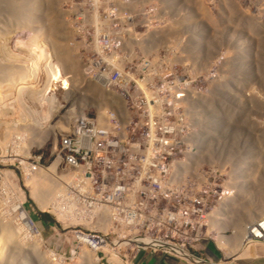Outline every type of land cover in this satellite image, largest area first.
<instances>
[{
	"label": "built area",
	"instance_id": "built-area-1",
	"mask_svg": "<svg viewBox=\"0 0 264 264\" xmlns=\"http://www.w3.org/2000/svg\"><path fill=\"white\" fill-rule=\"evenodd\" d=\"M148 1L154 10L142 21L157 24L137 36L115 33L109 49L86 50L92 56L84 64L87 81L91 88L101 84L103 90L81 87L87 96L82 100L70 80L55 91L53 113L57 122L65 121V129L56 127L52 135L53 162L58 161L57 175L67 179L48 208L41 210L53 213L72 231L77 249H92L98 264H134L141 251L187 264L264 261V210L247 224L244 246L243 240L236 249L217 243L229 236L231 228L223 226V215L231 212L232 201L255 188L256 166L262 167L258 178L264 187V97L255 92L259 57L254 35L249 32L247 40L232 46L236 41L227 26L219 34L206 28L208 22L264 21V16L239 12L227 5L228 0H202L201 6L200 0ZM224 35L228 46L221 52L216 47ZM39 48H23L29 57L16 64L24 71L15 82L44 83V61L35 72H27L30 55ZM42 49H48V55L56 52L48 46ZM220 57L227 67L221 80L219 64L209 68L211 60L219 63ZM207 71L214 72L216 86H206ZM244 86L245 99L235 93ZM95 92L99 98L92 102ZM5 95L0 93V100L30 99L26 94L21 100ZM213 97L217 103L212 105ZM83 101L84 107L79 105ZM164 102L185 103L188 113H161ZM43 107L25 104L20 113L39 110L34 112L39 115ZM212 109L214 113H206ZM43 118L44 114L38 116L32 132L47 125ZM23 124L20 129L4 115L0 118V221L27 238L28 220L33 229L36 226L24 178L42 164L41 156L31 160ZM207 242L215 243L216 256L207 250ZM252 245L255 256L248 249ZM52 256L63 259L58 253Z\"/></svg>",
	"mask_w": 264,
	"mask_h": 264
},
{
	"label": "rangeland",
	"instance_id": "rangeland-1",
	"mask_svg": "<svg viewBox=\"0 0 264 264\" xmlns=\"http://www.w3.org/2000/svg\"><path fill=\"white\" fill-rule=\"evenodd\" d=\"M23 1L26 7L23 5ZM34 1L35 0H17V4L15 3V12H13L12 15L10 11L2 10L0 12V30L3 31H0L2 34H0V60L12 63L11 67H14L17 70L14 71L13 74H4L1 73L2 70L0 71V79H3L0 80V93L2 96L6 94L5 96L9 98L20 97V100L23 98V94L30 95L28 103L20 101L13 102V100L8 99L0 100V118H3L4 115L8 120L13 121V125H17V128L20 129H22L21 123H25L23 125H27L26 129L29 133V150L31 160L41 156V159L39 160L40 163L42 166H44V168H48L49 165L56 159V154L54 153L55 140L52 135L55 134V131L57 132L55 127L58 123L55 122H57L59 119L57 113H53L54 109L56 108L53 107V101L56 100L57 96L55 95V98H52L53 103L51 104L50 94H48L51 92V87L48 85L49 81H46L49 80L51 76L53 77V71L51 69L49 70L51 62L57 65V70L60 67L59 71H57V76L60 75L59 77L62 78L60 83L63 86H67L68 81L70 82L71 80L73 83H75V87L78 86V93H81L82 89L85 91L86 89L81 87H86V85H88L87 88L89 90H94V87L91 88V85L87 82L86 74L84 72V64L87 62V60L92 58V56H90L86 50L103 47L109 49L108 47L110 46V43L116 40L117 36H115V33L120 35L125 33L132 36H137L147 28L152 27L157 23H145L142 21L143 19H148L154 10L153 5L150 4L148 0H144V4L142 5H137L134 0H37L36 4ZM20 2L22 4L19 5L18 3ZM225 3L227 4L226 0ZM202 4L203 1L200 0V6ZM32 5H34V9L31 8ZM227 5L235 10H239V12H249L253 14V16H264V0H228ZM20 6L24 7L17 9L20 8ZM27 8L29 10H27ZM18 12L20 14H17ZM15 14H17L18 17ZM25 18L27 19L23 21ZM52 19L57 20L53 21ZM18 21L21 24L18 23ZM29 21H33L31 22L33 24L29 23ZM226 26L228 27V30H230L229 35L235 37L234 40L236 43L232 46H239L241 41L247 40L246 38L249 32L253 33L256 45V55H259V58H257L258 62L256 63L255 92L258 93L261 98L264 97V21L256 20L250 22L244 18L221 23L215 21L208 22L206 28L212 33L219 34L222 29L227 28ZM226 35L220 36L222 41H220L218 47H216L220 49L222 48L221 52H224L225 47L228 46L227 43L224 42V39H227V37H225ZM216 36L213 37L214 40H216ZM60 42L62 46L59 44ZM41 45H44L45 47L48 46L50 50L56 49L54 46L56 45L57 49H60V51L56 49V52L54 51V53L51 55H48V52L30 55V64L32 67L27 70L28 74H31V71L35 72L40 67V65L42 66L43 61L44 63L46 62L44 64L45 70L47 69L45 71L46 80L44 78V83L46 85L44 83L40 85L39 83H27V81L22 83L13 81V79H17L19 73L21 75V73L24 71L23 68H19L16 64L25 61V59L29 57V53H25L23 48L27 47L29 50H31L35 49V47H40ZM65 48L71 50V53L69 52V55L71 56L70 58H72L73 61L76 60L79 65V73L77 75H80L78 76V79L76 78V81L74 80V76L76 77L77 75H73L70 71L68 65L69 63L65 64L66 62L63 61L62 56H64L65 59V56L68 55H65V53L62 51ZM220 56L224 57V59L226 58V56L222 53ZM35 64L37 65L35 66ZM218 64L219 70L217 73L219 75V80H221L227 74V67L222 64V58H219V63H217L215 59H212L209 68L211 70L216 69ZM212 74H214L213 71H207V77L204 80V82L206 81V86L211 85L213 87L215 79L213 78ZM7 75L10 76V78ZM21 77L23 78L22 75ZM47 77L49 79H47ZM7 79L10 82L9 84H7ZM198 82L200 83V81ZM60 83L58 85H60ZM245 90H247V88L245 89V86L241 87V90L236 88L235 93L238 92L240 96L245 99ZM81 94L80 97H83L81 99L84 100L87 96ZM96 94H98V92H95L94 99L99 98ZM211 101L212 105L216 104L217 98L213 97ZM25 104H30L32 106L44 105L43 108L45 109V112L42 113L44 114V120L42 121L43 125L47 124L43 128L45 130L42 128H37L39 131L34 130V132H36H32L33 124L38 126L37 118L42 114L38 115V113H34L38 112L39 110H30L29 113H20V111L23 110ZM60 105L62 106L61 102ZM160 107H162V109H160L161 113H188V108L185 103H170V105H168L164 102L162 105H160ZM12 111L14 113H12ZM29 123L30 125H28ZM48 127L50 129H48ZM18 132L19 131H16L15 133ZM37 173L38 169L32 173V176L29 179H27V195L29 199L27 205L29 207V214L35 221L36 227L33 231H30V236L23 238L21 236L22 232L12 229V226H10L9 222L0 221V257H8L6 263L4 260H2L0 261V264H19L20 255L22 253H24L26 256L25 262L27 264H83L84 261L82 260L83 257L81 255H83L82 252L84 249L82 248L79 250L76 248V242L71 236L72 231L68 228L64 229L63 226L56 220V217L53 213L42 211L45 210V207L48 208L50 201L54 198V194L58 190L64 188V179L60 178L57 174L55 175V184L53 186L54 189L50 188L52 195L47 199L43 197L44 205H41V203L39 204V202H37V200L31 195L32 189L35 188L39 182L37 179L44 177ZM261 173L262 167L256 166L255 187L257 188L253 189V191L255 190V195L251 204L253 208L256 209V211L251 210V213V211L248 210L247 207H250V203H247L245 200V198L248 197L246 196L241 205L240 203L237 204L239 209H246L244 212L238 210L235 211L234 214L223 215V226L231 228L230 231L227 230L229 235L227 237H230L229 242L231 243H233L232 240H234L236 235L235 226L240 223L243 226H246V223L248 224L250 221L254 220L255 217L259 216L264 210V196L262 195L264 189L260 188V191H258V186L262 187L258 178ZM19 176L22 177L20 173ZM48 181L49 180H47V186L52 187L51 182L49 181L48 184ZM33 183L37 184L32 186ZM39 188L41 189V187ZM41 191L44 192L43 190ZM57 217L60 218L58 215ZM30 224L31 227H33L32 223ZM18 243L20 244L18 245ZM231 243L228 244L231 246ZM236 244L237 243H233L232 246ZM19 246L21 248H19ZM206 247H208L207 250L209 249L214 254V256L219 253L214 248L215 243L213 244L212 242H207ZM254 247L255 246L252 245L248 249L251 250L250 254L255 256L253 251ZM89 251L92 252L91 249ZM55 253H58L62 256V261L53 259L52 254ZM10 259H12V261L9 262ZM254 264H264V261L255 260Z\"/></svg>",
	"mask_w": 264,
	"mask_h": 264
},
{
	"label": "bare ground",
	"instance_id": "bare-ground-1",
	"mask_svg": "<svg viewBox=\"0 0 264 264\" xmlns=\"http://www.w3.org/2000/svg\"><path fill=\"white\" fill-rule=\"evenodd\" d=\"M18 1H20V0H18ZM22 1V0H21ZM17 2V0H0V12L2 11V10H6V11H10L11 12V15H12V13L13 12H15V8H16V3ZM29 2V1H28ZM35 2V4H36V2H37V0H35L34 1ZM33 2V3H34ZM16 3V4H15ZM32 3V4H33ZM19 5L20 4H22L21 2L20 3H18ZM23 5L26 7V5L24 4V1H23ZM24 6H20V8H17V9H21V7H24ZM40 6V5H39ZM34 7V5H32V9H34L33 8ZM36 7V6H35ZM30 8V9H31ZM206 8V7H205ZM9 9V10H8ZM27 10H29L28 8H27ZM36 10V9H35ZM31 11V10H30ZM17 12V11H16ZM20 12V11H19ZM17 13V14H20V13ZM23 12V11H22ZM26 12V11H25ZM33 13V12H32ZM17 14H15V15H17ZM67 15V14H66ZM13 16H14V14H13ZM244 15H240V17H243ZM2 17H3V15H2ZM15 17V16H14ZM17 17H18V15H17ZM22 17V16H21ZM26 17V16H25ZM29 17H30V15H29ZM34 17V16H33ZM32 17V18H33ZM35 18V17H34ZM39 18V17H38ZM45 18V17H44ZM14 19V18H13ZM16 19V18H15ZM22 19H23V17H22ZM21 19V20H22ZM27 18H25L23 21H25ZM253 19H255V17H253ZM20 20V21H21ZM53 20V19H52ZM57 20V19H56ZM56 20H53V21H56ZM17 21V20H16ZM36 21H37V18H36ZM15 22V21H14ZM31 22H33V21H31ZM30 21H29V23H31ZM17 23V22H16ZM18 23H20L19 21H18ZM25 23H27V22H25ZM28 23V24H29ZM21 24V23H20ZM27 24V25H28ZM31 24H33V23H31ZM53 24V23H52ZM55 25V24H54ZM12 26H13V23H12ZM26 26V25H25ZM40 27V26H39ZM20 29V28H19ZM16 30H18V29H16ZM21 30V29H20ZM26 30V29H25ZM1 31V30H0ZM28 31V30H27ZM1 32H3V31H1ZM53 32V31H52ZM1 34V33H0ZM4 34V33H3ZM2 35V34H1ZM29 35V34H28ZM27 35V36H28ZM66 35V34H65ZM23 38V37H22ZM58 38V37H57ZM65 39V38H64ZM65 41H67V40H65ZM64 41V42H65ZM46 42V41H45ZM73 42V41H72ZM42 43V42H41ZM43 44V43H42ZM58 44V43H57ZM56 44V45H57ZM59 44H61V42L59 43ZM56 45H54L55 47H56V49H57V46ZM82 45V44H81ZM61 46H62V44H61ZM41 48H39L40 49V52L39 53H45V52H47V51H49L48 49H46V50H44L43 51V47H44V45H41L40 46ZM59 47V46H58ZM46 48V47H45ZM68 48H70V47H68ZM68 48H65V49H63L62 51H63V53H65V55L66 54H68V55H66L65 56V59H64V56H62V58H63V61L64 62H66L65 64H67V63H69L68 65H69V68H70V71H71V73L73 74V75H77L78 73H79V65H78V63H77V61L75 60V61H73L72 60V58H70L71 56L69 55V52L71 53V50L70 49H68ZM58 50V49H57ZM58 51H60V49L58 50ZM259 56V55H258ZM46 63V62H45ZM44 63V64H45ZM11 64L12 63H9V62H5V61H1L0 60V71H1V73H4V74H13L14 73V71H17L14 67H11ZM37 64H35V66H36ZM46 66V65H45ZM57 65H55V63H53V62H51V64H50V66H49V70L51 69L53 72V77L51 76V78H50V76H49V78L47 77V79H49V80H46V78H45V80L46 81H49L48 82V85L51 87V92L50 93H48V94H50V100H51V104L53 103V102H55V101H53L52 102V98L55 96L54 94H55V91L57 90V88L59 87V83H60V81H61V77H59V76H57V71H59V68H58V70H57V67H56ZM59 66V65H58ZM38 67V66H37ZM46 68H48V67H46ZM15 69V70H14ZM47 70V69H46ZM45 70V71H46ZM77 70V71H76ZM20 72V71H19ZM69 72V71H68ZM49 73V72H48ZM66 74V73H65ZM80 75V74H79ZM79 75H77L76 77L74 76V80L76 81L79 77ZM8 76V75H7ZM13 76V75H12ZM9 78H10V76H8ZM71 78H72V75H71ZM77 78V79H76ZM88 79V78H87ZM8 80V79H7ZM15 81V80H14ZM45 82V81H44ZM88 82V81H87ZM90 85L92 84V83H90V82H88ZM43 84V83H42ZM45 84V83H44ZM41 85V84H40ZM46 85V84H45ZM89 85V86H90ZM24 86V85H23ZM87 87H88V85H86ZM213 86H216V85H213ZM22 87V86H21ZM25 87V86H24ZM43 87V86H42ZM46 87V86H45ZM20 88V87H19ZM94 89H98V90H103V87H102V85L101 84H95V86H94ZM107 90V88H104V92ZM49 91H50V89H49ZM97 95V94H96ZM55 98V97H54ZM83 98V97H82ZM85 100V99H84ZM98 99H93L92 100V102H96ZM85 104H86V102L85 101H83L82 103H79V105L80 106H82V107H84L85 106ZM53 107H54V105H53ZM79 108H81V107H79ZM78 108V109H79ZM77 111H83V109H79V110H77ZM220 112V109H218V110H216L215 112ZM48 112V111H47ZM206 113H214V110L212 109L210 112H206ZM46 121H48V120H46ZM65 122V121H64ZM63 121H59V122H57L58 124H57V126L56 127H59V128H64L65 129V127H64V125H63V123H64ZM48 126H50V125H48ZM51 127V126H50ZM56 127H55V129H56ZM48 129H50L49 127H48ZM43 130H45V129H43ZM53 130V129H52ZM20 132V131H19ZM19 132L18 133H15L16 134V137L17 136H19ZM23 132V131H22ZM45 132V131H44ZM46 133V132H45ZM24 134V133H23ZM54 137H55V134H54ZM31 144V143H30ZM14 148V150L15 151H21V153H22V148L20 147V146H14L13 147ZM54 163V164H53ZM52 164H51V166H49L48 168H44V166H40V167H38V165H36L35 167H36V169H38V173L37 174H40V176H44L43 178H38L37 180L39 181L38 182V184L36 185L35 183H33L32 184V186L35 184L36 185V187L35 188H31L32 189V191H31V195L37 200V202H39V204L41 203V205L43 204L44 205V201H43V197L44 198H50V196L52 195V193H51V191H50V188L52 189H54V184H55V180H54V177H55V175L57 174V171H56V173H55V168L57 167V163H58V161H55V162H53ZM25 169H27L26 167H25ZM24 170V169H23ZM8 174V171L7 170H4V172H3V176L5 177L6 175ZM60 178H62V179H64V181H66V179L67 178H63L61 175H58ZM27 179H29V177H27L26 175H25V178H24V183H26L27 182ZM47 180H49L50 182H51V184H52V187H50V186H47ZM49 181H48V184H49ZM54 183H53V182ZM56 184H57V182H56ZM28 185H29V183H28ZM262 185V184H261ZM31 186V185H30ZM39 187H41V189L39 188ZM259 188H258V191H260L259 189L260 188H262V189H264V187H261V186H258ZM16 188H19V186L18 187H16ZM255 188H257V187H255ZM254 188V189H255ZM41 190H43L44 192H42ZM55 190H56V185H55ZM54 190V191H55ZM53 191V192H54ZM240 191H242V189L240 190ZM244 191H246V189L244 190ZM251 192H250V195L248 196V197H243L242 195H239L238 196V198H236L234 201H232V205H231V212L229 213V214H234V212L235 211H238V210H240V211H242V212H244V210H246V209H244V210H242V209H239V206L237 205L238 203H240V205L242 204V202H243V200H244V198H245V200L247 201V203H250V207H247L248 208V210L249 211H256V209H254L253 208V206L251 205L252 204V202H253V198H254V195H255V190L253 191V189L252 190H250ZM261 192H262V190H261ZM262 195L264 196V191L262 192ZM36 202V201H35ZM46 204V203H45ZM252 211H251V213H252ZM258 211V210H257ZM247 213V212H246ZM57 215H59V214H57ZM226 215H228V214H226ZM27 218H28V216L27 215H25ZM63 216V215H62ZM60 217V216H59ZM64 217V216H63ZM258 217V216H257ZM257 217H255V218H257ZM246 218H248V217H246ZM250 218V217H249ZM60 219H61V217H60ZM254 219V218H253ZM28 220V219H27ZM64 220H66V219H64ZM226 220V219H225ZM237 220V219H236ZM250 221V220H249ZM232 222V221H231ZM239 222H241V221H239ZM238 222V223H239ZM228 223H229V221H228ZM233 223V222H232ZM236 223V222H235ZM27 224H29L30 225V231H33L34 229H33V227H31V224L29 223V220H28V223ZM242 224L240 223V224H238V225H236L235 226V233H236V235H235V237H234V240H232L233 241V243L235 244V243H237L236 245H234V246H232L233 245V243H231V242H229V240H230V237H222V238H219L218 240H217V243L219 244V245H221L222 247H226V248H233V249H236V247H238L239 245H240V242H242V240H243V246H244V239L243 238H245V234H246V226H247V223H246V226H241ZM233 230V229H232ZM228 243H231V246L228 244ZM20 243H18V245H19ZM229 245V246H228ZM19 248H21L20 246H19ZM241 248H243L242 246H241ZM90 250V249H89ZM89 250H87V249H84L83 250V252H82V254L83 255H81L82 257H83V261H84V263L83 264H98V261H97V258H96V254H95V252L92 250V252H90ZM9 252H10V250H9ZM25 254L24 253H22L21 255H20V263L19 264H27L25 261H26V259H25ZM2 260H4L5 261V263H6V261L8 260V257L7 256H2V258L0 257V261H2ZM41 260V259H40ZM3 261V262H4ZM10 261H12V259H10L9 260V262ZM13 264V263H12Z\"/></svg>",
	"mask_w": 264,
	"mask_h": 264
},
{
	"label": "crops",
	"instance_id": "crops-1",
	"mask_svg": "<svg viewBox=\"0 0 264 264\" xmlns=\"http://www.w3.org/2000/svg\"><path fill=\"white\" fill-rule=\"evenodd\" d=\"M134 264H187L181 259L168 255L153 254L148 251H141L134 260Z\"/></svg>",
	"mask_w": 264,
	"mask_h": 264
}]
</instances>
